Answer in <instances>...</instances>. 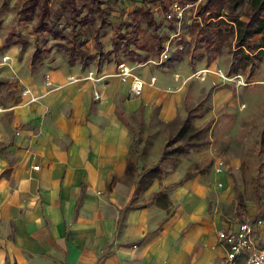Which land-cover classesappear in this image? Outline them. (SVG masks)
<instances>
[{"label":"crops","instance_id":"crops-1","mask_svg":"<svg viewBox=\"0 0 264 264\" xmlns=\"http://www.w3.org/2000/svg\"><path fill=\"white\" fill-rule=\"evenodd\" d=\"M17 53L10 45L0 54V74L23 90L0 104V264H226L217 232L238 216L224 221L208 208L198 174L180 180L179 165L131 198L127 160L139 171L164 144L143 164L127 117L143 108L147 120L158 102V118L171 121L180 89L165 93L135 68L145 79L135 95L130 77L69 64L32 72ZM212 175L225 184V172ZM166 185L167 207L148 200Z\"/></svg>","mask_w":264,"mask_h":264},{"label":"rangeland","instance_id":"rangeland-1","mask_svg":"<svg viewBox=\"0 0 264 264\" xmlns=\"http://www.w3.org/2000/svg\"><path fill=\"white\" fill-rule=\"evenodd\" d=\"M23 1L0 0V54L5 47L16 45L18 59L24 57L23 66H28L29 56L36 45L48 47L49 55L37 62L32 72L41 65L54 67L69 64L92 69L95 74L104 69L115 73L120 60L141 63L136 67L137 72L154 76V84L165 93L180 89L183 99L175 118L168 122L158 118V102L153 105L156 107L155 115L147 120L143 108L127 117L133 141L143 146L140 148L141 162L148 164L155 157L166 138L178 130L189 112L194 115V125L201 127V138L194 140L200 144L184 152L172 153L163 161L164 169L169 171L179 165L184 167L181 180L198 174L201 187L206 191L208 208L220 210L224 221L237 215L238 199L242 202L241 214L237 215L239 218L264 215V57L239 61L230 50L223 48L208 62L211 53L202 46L197 47L193 32L190 34L185 30L186 39L192 36L188 47L160 64L144 67L141 58L147 52L140 43L146 41L150 44L154 34L172 33L162 7L163 3L173 0H111L113 4L116 1L118 5L125 6L124 12L117 7L99 12L90 7L89 0H77L75 19L71 17L67 0H52L49 2L48 19L58 24L65 23V32L73 25L86 39L82 57L69 61L66 39L55 38L47 30H33L39 18L37 5L28 11L26 19L19 20L18 11ZM129 4L148 8L158 26L148 24L140 15L137 22L132 20ZM84 16L86 18L82 23L79 18ZM135 25L140 38H130V51L125 45L128 40L122 34L133 35L129 31ZM6 37L11 41L21 37L24 45L13 42L4 46ZM137 53L140 58L136 57ZM4 78L5 75L0 74V80ZM44 78L48 79L46 73ZM19 83L14 75L11 80L0 81V104H11L21 99L23 90ZM114 100L122 107L121 96H116ZM218 159L222 161L226 174V182L222 186L214 182L215 176L212 175Z\"/></svg>","mask_w":264,"mask_h":264},{"label":"trees","instance_id":"trees-1","mask_svg":"<svg viewBox=\"0 0 264 264\" xmlns=\"http://www.w3.org/2000/svg\"><path fill=\"white\" fill-rule=\"evenodd\" d=\"M50 1L52 0H24L18 11L19 20L21 18L26 19L28 11L33 10L37 5L39 18L34 24L33 30L36 32L47 30L55 38L66 39V48L69 50V61H73L74 58H81L86 39L81 37L82 32L79 29H74L73 25L65 32V23L58 24L55 20L48 19ZM76 1L77 0H67L72 19H75L77 16ZM89 1L90 7L94 10L97 9L99 12L109 11L113 7L120 9V12L126 10L125 6L118 5L116 1L114 4L111 0ZM169 3H163L162 9L164 12L167 10ZM128 8L131 10L132 20L135 22H137L138 16L140 15L147 20L148 24L150 23L158 26V22L148 8L136 7L133 4H129ZM195 12L199 20L192 19L189 23H184L182 25L181 39L177 41L182 44V48L174 55H178L190 45L189 43L192 36L186 39L187 37L184 33L188 32L192 34L193 32V39H195L197 47L202 46L211 53L208 56V62H210L215 55L220 54L223 48L230 50L233 57L239 61L246 62L248 59L264 57V0H200L196 6ZM85 18L86 16L81 17L79 21L83 23ZM166 21L168 22L169 28L173 30V22L169 20ZM129 32H133V35L128 36L127 34H122L124 38L126 37L128 40L125 43L126 48H129L131 37L135 36V39L140 38L138 34L139 30L136 28V25L134 29ZM168 35V33L162 36L154 34V39L150 44L146 43V41L140 43V46L145 48L147 52L144 53L145 55L143 54L141 59L146 60L149 55L159 53L163 49L164 42ZM13 42H19L20 45H24L25 41L21 37L12 41L6 37L3 40V45L8 46ZM128 50L131 51L130 48ZM49 52L48 47L36 45L28 59L30 67H35L37 62L49 55ZM136 57L140 58L141 56L137 53ZM1 80L7 79L4 78ZM119 114L122 116L121 112H119ZM193 116L194 115L189 112L186 114L178 130L167 137L157 160L153 164L137 171L134 163H132L131 160H127L125 172H135L134 189L131 198L137 197L138 194L149 187L153 180L160 179L163 176L166 171L163 167V161L168 156L174 152H184L190 147L200 144L199 141H194L201 138V127L194 125L192 121ZM262 140L264 141V129L262 132ZM180 180L177 181V183L180 182ZM168 186L169 185L163 186L158 191H154L148 197V200L157 205L167 207L169 205V198L166 191ZM78 203L77 199L75 206H77ZM237 204L239 205V209H236V214L240 216V207L242 206L240 199H238ZM127 205L129 207L144 206L145 203H132L129 201Z\"/></svg>","mask_w":264,"mask_h":264},{"label":"built area","instance_id":"built-area-1","mask_svg":"<svg viewBox=\"0 0 264 264\" xmlns=\"http://www.w3.org/2000/svg\"><path fill=\"white\" fill-rule=\"evenodd\" d=\"M200 0H173L169 3L164 12V18L172 21L174 29L164 42L163 49L156 54L150 55L144 64H160L175 52L182 48V44L177 42L181 39V29L184 23H189L192 19H198L195 9ZM175 41V42H174ZM141 63L130 60H120L116 65L115 74L121 79L130 77L131 90L135 95H139L145 84V79L138 75L134 69ZM209 70V69H204ZM93 75L92 71H89ZM154 77L151 78V82ZM36 167V165H35ZM213 172L223 173L222 161H215ZM222 186L223 182L215 181ZM235 226H228L218 230V239L226 247V264H264V215L254 218H236Z\"/></svg>","mask_w":264,"mask_h":264}]
</instances>
